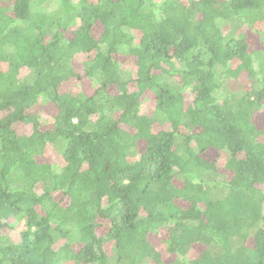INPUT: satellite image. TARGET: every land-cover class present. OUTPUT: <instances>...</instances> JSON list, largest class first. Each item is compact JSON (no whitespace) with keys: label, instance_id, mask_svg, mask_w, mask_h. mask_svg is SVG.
<instances>
[{"label":"trees","instance_id":"obj_1","mask_svg":"<svg viewBox=\"0 0 264 264\" xmlns=\"http://www.w3.org/2000/svg\"><path fill=\"white\" fill-rule=\"evenodd\" d=\"M248 30L264 0H0V264H264Z\"/></svg>","mask_w":264,"mask_h":264},{"label":"rangeland","instance_id":"obj_2","mask_svg":"<svg viewBox=\"0 0 264 264\" xmlns=\"http://www.w3.org/2000/svg\"><path fill=\"white\" fill-rule=\"evenodd\" d=\"M247 36H248V41L250 43V47L252 48H256V49H262L264 50V47L261 45V42L258 40V35L257 33L255 32V30H248L247 31ZM79 63L76 64V66H78ZM83 87L85 89L86 92L88 93H92V88L90 87V84L88 82H83ZM64 89V88H63ZM51 106H50V110H51ZM49 110V107L48 109ZM257 123L259 124H262L263 121H264V111L262 113H260L257 118ZM16 129L18 130L19 133L21 134H30L31 133V127L30 126H27V125H17L16 126ZM218 152L217 151H211V152H208L206 154V157L210 160H215L217 157H218ZM50 157V156H49ZM52 159V157H50ZM225 160V155H221L220 156V159H219V166H221L222 168V165H223V161ZM64 204H66L64 202ZM184 206H186L185 204H183ZM16 220L15 219H12L10 221L11 224H17L15 222ZM9 223V224H10ZM22 228H23V223H19V225L16 226V229L11 233V237L14 239V240H18L19 239V236H20V232L22 231ZM102 233H104V230H102ZM164 234L162 233H158V235H152L150 236V241L155 245V246H160L162 244V241H163V237ZM196 251H201L202 250V247L200 246H197L196 248ZM169 260V259H168Z\"/></svg>","mask_w":264,"mask_h":264}]
</instances>
